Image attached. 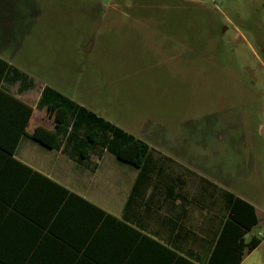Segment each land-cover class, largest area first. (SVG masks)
<instances>
[{"label":"rangeland","instance_id":"374dc122","mask_svg":"<svg viewBox=\"0 0 264 264\" xmlns=\"http://www.w3.org/2000/svg\"><path fill=\"white\" fill-rule=\"evenodd\" d=\"M101 2L112 18L84 35L17 15L13 27H39L15 45L24 70L39 80L32 94L46 82L122 130L144 138L160 130L167 150L202 160L199 168L257 203L261 222L253 232L263 242L243 264H264V0ZM12 26L0 25L7 40ZM86 39L92 47L83 56ZM79 80L92 83L85 95L71 88ZM17 156L117 216L136 173L108 151L87 168L31 139Z\"/></svg>","mask_w":264,"mask_h":264},{"label":"trees","instance_id":"16d2710c","mask_svg":"<svg viewBox=\"0 0 264 264\" xmlns=\"http://www.w3.org/2000/svg\"><path fill=\"white\" fill-rule=\"evenodd\" d=\"M8 67L0 58V83ZM39 108L55 122V130L38 126L31 131L33 107L0 88V264H151L144 255L150 246L126 223V209L119 218L14 155L22 136L53 148L61 126L85 127L81 140L86 145L101 140L118 160L139 169L135 189L157 171L158 159L171 158L51 88L44 90ZM117 137L122 138L118 143ZM208 183L223 193L228 217L250 232L258 223L254 205ZM261 243L253 235L236 264ZM217 263L214 257L205 262Z\"/></svg>","mask_w":264,"mask_h":264},{"label":"crops","instance_id":"0c3cea01","mask_svg":"<svg viewBox=\"0 0 264 264\" xmlns=\"http://www.w3.org/2000/svg\"><path fill=\"white\" fill-rule=\"evenodd\" d=\"M118 7L123 11L128 12L129 10L128 6L123 5L121 1L118 3ZM22 10L28 14L32 22L35 20L44 21L47 24L46 30L53 29L49 26L57 21L58 24H62L58 28L64 30V32L72 30L83 35L87 33V27H90L91 30L94 28L98 30L99 28H96L95 24L101 23L103 18H112L108 15V12L103 11L101 0H0V13L1 11L5 12L3 18L0 14V25L6 23L12 26L13 23L15 26L17 15ZM120 13L126 15V13ZM38 28V26H32L22 31L20 28L12 26L6 29L7 33L12 36L9 40L4 38L3 35H6V32L0 28V58L9 63V67L0 83V88L33 107L29 129L32 131L38 126L50 130L56 129L55 122L51 118L45 117L39 108V102L47 87L102 116L46 82H40L41 87H39L36 98L34 97L31 90L36 88L39 80L24 70L25 63L18 61L19 55L18 50L15 51V45L18 43V39L22 40V36L34 35ZM40 28L43 29L44 27ZM91 47L92 43L89 42L87 45L86 39L84 44L79 45L78 48L84 56L87 49L90 50ZM90 80H87L89 82L83 80L73 81L71 88H74L76 93L81 92L85 95L88 93V89H92ZM28 96L31 101L26 98ZM36 105L40 113V119H37L34 124L33 114ZM105 120L113 123L107 118ZM45 121H48L49 124L47 125ZM84 133L85 127L75 129L73 125L61 126L58 128L56 146L47 148L69 155L87 168L93 165V155H97V158L101 161L103 153L105 154L107 151L112 153L107 146L102 145L101 140L86 145V140H81ZM128 133L171 158V160L158 159L157 171L151 172L149 178L142 181L140 188L136 186V189L135 182L139 169L133 166L136 168V173L130 182L131 185L121 215H116L123 218V212L126 209V223L141 232L140 239L150 246L144 248V255L152 260L151 264H183L182 257L188 258L195 264H205L211 257H214L218 262L217 264H236L240 252H244L245 245L250 238L253 235H262L260 232L257 234L253 232V229L261 222L257 203L247 193L232 189L230 183L228 184L223 177L221 181L219 177L211 174V172L199 168L195 163L202 160L182 158L173 151L167 150V145L162 142L160 137L162 136L160 130L158 132L153 131L152 135L145 136V138L131 132ZM156 133L159 140H154ZM24 139L37 142L28 136H22L14 155L18 159L17 153ZM81 147L88 149L83 150ZM112 154L116 157L114 153ZM33 168L52 178L50 172L43 171L38 167ZM97 168L98 166L95 171ZM223 170L224 167L222 168V174L224 173ZM194 173L254 205L258 218L257 225L246 233L243 227L228 217L226 204L223 201V193L208 181L200 180ZM133 192L134 199L131 198ZM261 244L251 253L244 254L239 264H243L246 258ZM154 259L156 262H153Z\"/></svg>","mask_w":264,"mask_h":264}]
</instances>
